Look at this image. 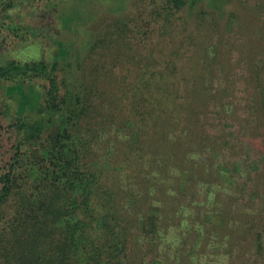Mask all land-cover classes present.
I'll list each match as a JSON object with an SVG mask.
<instances>
[{"label": "trees", "instance_id": "16d2710c", "mask_svg": "<svg viewBox=\"0 0 264 264\" xmlns=\"http://www.w3.org/2000/svg\"><path fill=\"white\" fill-rule=\"evenodd\" d=\"M126 1L0 0V264H264V0Z\"/></svg>", "mask_w": 264, "mask_h": 264}, {"label": "rangeland", "instance_id": "374dc122", "mask_svg": "<svg viewBox=\"0 0 264 264\" xmlns=\"http://www.w3.org/2000/svg\"><path fill=\"white\" fill-rule=\"evenodd\" d=\"M16 1V4L9 9V17H6L5 20L7 22H12L13 25L18 22V24H24V25H30L32 26L31 32H27L25 28L19 29L17 32L18 34H23L27 32L29 35H38L42 38L50 39L51 36L57 35V33L60 32L59 29V22H57V19L54 18V14L52 13V9H46L45 4L47 5L49 1L55 2L54 4H57V6L62 4L66 5L68 2L73 0H14ZM161 1V0H159ZM234 0H188V3L186 5V10H184V15L188 17L193 16V12L199 5H205L207 8H210L214 10V12L217 14L216 16L219 17V19H225L228 15V11L231 8V4ZM126 10L129 9H135L136 5L131 6V3L134 0H127L126 1ZM143 2H138V4H141ZM137 4V5H138ZM59 5V6H60ZM50 6V5H48ZM106 8V4H104ZM45 7V8H44ZM46 9L47 11L45 12ZM42 11V13H41ZM43 11L45 13H43ZM113 11V10H111ZM110 11V13H111ZM101 13L102 10H100ZM7 15V16H8ZM103 17V16H101ZM10 18V19H9ZM104 18V17H103ZM5 19V18H3ZM100 18H98L97 21H99ZM6 22L0 21V39H5L7 43H12L13 46H15L16 42L13 39L14 33L9 31V28L7 27ZM90 31V30H89ZM93 30L90 31L92 34ZM91 34L89 36H91ZM4 36V37H3ZM52 41V40H51ZM34 52L26 51L24 54H21V56L25 57L24 55L33 54ZM13 54L12 56H18L20 54H17L16 52H11ZM11 108H15L16 104L13 100L9 99ZM7 135V132L4 129H0V172L2 170V165L5 160H7L10 152V146L12 141L7 139L5 136Z\"/></svg>", "mask_w": 264, "mask_h": 264}]
</instances>
